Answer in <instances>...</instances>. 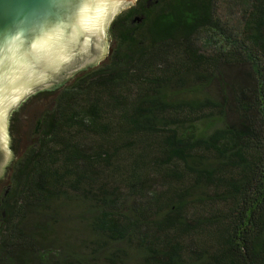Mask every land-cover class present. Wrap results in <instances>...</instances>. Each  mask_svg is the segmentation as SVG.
<instances>
[{"label": "trees", "instance_id": "trees-1", "mask_svg": "<svg viewBox=\"0 0 264 264\" xmlns=\"http://www.w3.org/2000/svg\"><path fill=\"white\" fill-rule=\"evenodd\" d=\"M107 30L37 94L0 264H264V0H135Z\"/></svg>", "mask_w": 264, "mask_h": 264}, {"label": "water", "instance_id": "water-1", "mask_svg": "<svg viewBox=\"0 0 264 264\" xmlns=\"http://www.w3.org/2000/svg\"><path fill=\"white\" fill-rule=\"evenodd\" d=\"M135 0H0V174L15 107L107 51L106 28Z\"/></svg>", "mask_w": 264, "mask_h": 264}, {"label": "rangeland", "instance_id": "rangeland-1", "mask_svg": "<svg viewBox=\"0 0 264 264\" xmlns=\"http://www.w3.org/2000/svg\"><path fill=\"white\" fill-rule=\"evenodd\" d=\"M125 9V8H123ZM123 9L118 10L115 14L117 15ZM114 15V16H115ZM108 27L106 28V38H107V47L109 50L110 37L108 33ZM108 51L99 58L95 63H93L90 67L84 69H76L72 72L68 77L51 87L50 89H40L38 91L33 92L30 96H28L25 100L19 103L12 112V117L10 121L9 131H8V139L10 145V152L13 160L19 156L23 150L33 142L35 131L37 130V125L39 122L40 114L45 110L52 106L53 98L55 96L56 91L61 88L63 85H67L70 83V80L76 76L80 71L87 70L89 68L94 67L99 62L103 61L107 55ZM43 91H54L55 93L47 94V95H37ZM11 162V163H12ZM11 165V164H10ZM7 170L0 174V191L1 188L5 185L7 172L10 166H7ZM63 231L66 233H71L72 235L78 234L80 229L75 224H68L64 228Z\"/></svg>", "mask_w": 264, "mask_h": 264}]
</instances>
